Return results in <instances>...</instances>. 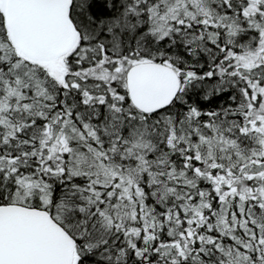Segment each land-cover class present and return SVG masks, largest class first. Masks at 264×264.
<instances>
[{
	"label": "snow or ice",
	"instance_id": "6c2138e0",
	"mask_svg": "<svg viewBox=\"0 0 264 264\" xmlns=\"http://www.w3.org/2000/svg\"><path fill=\"white\" fill-rule=\"evenodd\" d=\"M0 264H264V0H0Z\"/></svg>",
	"mask_w": 264,
	"mask_h": 264
}]
</instances>
